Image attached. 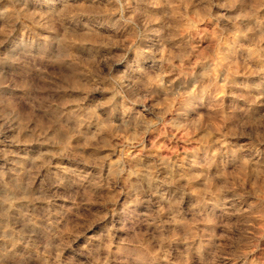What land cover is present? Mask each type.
I'll use <instances>...</instances> for the list:
<instances>
[{"label":"rangeland","instance_id":"1","mask_svg":"<svg viewBox=\"0 0 264 264\" xmlns=\"http://www.w3.org/2000/svg\"><path fill=\"white\" fill-rule=\"evenodd\" d=\"M0 264H264V0H0Z\"/></svg>","mask_w":264,"mask_h":264},{"label":"bare ground","instance_id":"2","mask_svg":"<svg viewBox=\"0 0 264 264\" xmlns=\"http://www.w3.org/2000/svg\"><path fill=\"white\" fill-rule=\"evenodd\" d=\"M24 187V186H23ZM8 203V202H7ZM5 204V203H4ZM2 230V229H1ZM2 232V231H1ZM2 235V234H1Z\"/></svg>","mask_w":264,"mask_h":264}]
</instances>
